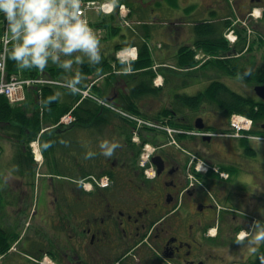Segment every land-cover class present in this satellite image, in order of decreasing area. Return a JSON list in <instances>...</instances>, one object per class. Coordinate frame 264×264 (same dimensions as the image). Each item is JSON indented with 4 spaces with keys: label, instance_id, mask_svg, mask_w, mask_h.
I'll list each match as a JSON object with an SVG mask.
<instances>
[{
    "label": "flooded vegetation",
    "instance_id": "flooded-vegetation-1",
    "mask_svg": "<svg viewBox=\"0 0 264 264\" xmlns=\"http://www.w3.org/2000/svg\"><path fill=\"white\" fill-rule=\"evenodd\" d=\"M208 3L217 14L209 20L215 27L214 39L225 38L230 28H264V0ZM177 30L169 27L167 38L172 40ZM179 45L183 48L188 43ZM228 47L212 54L217 76L210 83L251 99L258 110L264 99L256 88L264 86V76L249 81L227 70L236 64L252 66L249 56L264 48V40L256 44L247 39ZM257 67L264 68V64ZM246 68V74L258 71ZM212 100L197 107L163 105L151 114L163 113L154 118L157 127L142 130L138 140L135 127L119 118L72 128L71 132L81 128L93 132L86 154L96 155L70 163L66 175L55 177L51 168L25 166L30 168L22 173L27 181L0 184V264H264V243L252 251L251 233L247 240L240 239L249 222L242 209L252 203L264 206V173L257 167H244L245 153L236 150L232 157L236 147L224 137L229 116L221 111L217 96ZM208 105L216 118L214 124L207 123L200 112ZM199 119L204 122L202 130L197 128ZM168 125L177 131V145L163 130ZM103 139L119 140L121 146L113 156L100 154ZM145 139L155 148L152 162L157 157L160 164L154 171L141 162ZM224 146L229 155L221 154ZM192 158L202 159L210 168L218 165L219 172L189 167ZM223 167L228 169L226 178L220 177ZM36 176L37 181H32ZM104 176L108 177L105 185L95 181ZM213 227L217 229L214 237L210 234ZM46 256L50 263L43 260Z\"/></svg>",
    "mask_w": 264,
    "mask_h": 264
},
{
    "label": "trees",
    "instance_id": "trees-1",
    "mask_svg": "<svg viewBox=\"0 0 264 264\" xmlns=\"http://www.w3.org/2000/svg\"><path fill=\"white\" fill-rule=\"evenodd\" d=\"M172 6L178 7L177 0H170ZM105 27L110 29L113 34H119L120 27L115 25L105 24ZM150 26H143L139 28V35L135 36L134 39L128 43H119L115 46V52L127 47V46H138L139 56L138 59L132 61L130 66L116 59L115 56L110 58H102L99 63L93 64L88 61H84L80 64L79 71L84 75L87 80L81 79L82 87H87L89 82L95 78H99L102 75L109 74L107 76V85L111 87L113 82L119 81L121 79H126V86L128 87V92L126 94H121L119 97V104L125 109L134 112L136 114H142V110L138 107L137 101L142 98H147L149 96H157L160 94L162 88H157L154 85V79L157 73L153 70L155 63L152 51L148 46V32L147 30ZM214 26L209 22L200 23L195 27V32L198 35V39L195 42V47H183L180 49L178 57V66L185 70H194L199 66L200 61L196 59L197 52L203 50L207 54H214V51H220L221 48L229 49V42L221 36L219 39H214ZM239 34V42L245 41L246 37L245 31L237 29ZM4 34L3 28L0 29V48H1V38ZM260 40V39H259ZM214 43L218 44V48H214ZM12 47V44H11ZM11 49V48H10ZM216 61H209L202 65L203 68L212 64ZM8 73L9 75L20 73L24 78H38L42 75L49 76L51 78H60L69 74L68 70H64L56 64H50L43 70L39 68H22L16 61L11 59L10 50L7 58ZM201 68V67H200ZM228 69V68H227ZM131 71L130 74L117 75L116 71ZM228 74L245 76L249 81H258L260 77L264 76V68L259 69L256 72H251L246 74V71L242 66L236 64V67L229 68L227 70ZM72 79L68 77L67 80ZM89 79V81H88ZM226 86L220 83H210L208 87L197 96L188 95H178L176 104H185L187 107H197L207 102H212L213 97L217 96L220 104L221 111L224 112L231 118L233 115H243L253 120V126L250 131H247V135L254 136H264V130H258L260 122L264 121V106L259 107L257 110V104H255L251 99H246L240 94H235L230 91ZM39 89H32L29 98L32 95L37 96V100L33 101V107L26 110L27 104L31 105L28 100L27 103L21 105L13 106L5 96H0V131L10 132L13 136L14 141L21 142L24 145L31 143L35 140L38 134L42 130L43 124L47 122L48 118L52 119L54 123H58L60 118L66 114L73 105L80 99V96L76 93L67 90L73 97L71 103H62L57 95L55 87L52 86H37ZM39 90L41 93L39 94ZM103 91L98 85L94 86V92L98 95H103ZM53 97H56L53 99ZM44 110V120L42 122L41 111ZM77 117L78 124H92L94 120H111L117 115L112 114V112L99 107L94 101L90 99L84 100L79 107L74 111ZM163 113H158L155 116L146 115L150 118L157 119ZM165 114V113H164ZM145 116V115H144ZM230 132V131H229ZM57 139V138H56ZM57 142V140H56ZM149 140H143V145L148 143ZM26 154V162L29 166L33 165V154L31 150L24 151L21 149L20 153L17 155L16 160L21 156L20 162L23 163L22 156ZM24 164V163H23ZM223 170L227 168L223 167ZM106 175V174H102ZM101 175V176H102ZM263 251L258 253V258L262 259ZM262 255V256H261Z\"/></svg>",
    "mask_w": 264,
    "mask_h": 264
},
{
    "label": "clouds",
    "instance_id": "clouds-1",
    "mask_svg": "<svg viewBox=\"0 0 264 264\" xmlns=\"http://www.w3.org/2000/svg\"><path fill=\"white\" fill-rule=\"evenodd\" d=\"M0 24L12 43L11 59L22 68L43 70L53 63L69 70L74 61L83 64L85 56L93 64L102 59L100 37L82 14L81 0H0ZM80 85L79 74L62 83L73 93L80 91ZM120 146L119 140L103 139L100 154L111 157ZM250 232L248 242L256 251V245L264 243V221H255Z\"/></svg>",
    "mask_w": 264,
    "mask_h": 264
},
{
    "label": "rangeland",
    "instance_id": "rangeland-1",
    "mask_svg": "<svg viewBox=\"0 0 264 264\" xmlns=\"http://www.w3.org/2000/svg\"><path fill=\"white\" fill-rule=\"evenodd\" d=\"M201 1L200 2H198V1L194 2V4H195L194 7L200 8V11H202V14L200 16L203 17L204 14L206 13V11H209V15L207 18H213V19L217 18V14L214 12L215 7L212 6V3H208V1H210V0H204L205 6L203 5V3ZM136 3H134V5H136ZM150 9L152 10V8H150ZM210 10H211V13H210ZM177 14H179V13L176 12L175 14H168L165 19H167L170 23H173L172 21L175 20L176 16H179ZM182 14L188 20L194 21L195 19H198V18H196L197 16L194 15L193 13L185 14L182 11ZM90 18L93 21H97L99 19V15H97L95 12H92L90 14ZM251 27H252L251 28L252 31L254 32L251 40L254 41L256 44H258L260 40H264V28H262L260 26L259 27L258 26H256V27L251 26ZM1 28H2V24H0V29ZM186 29L187 28L182 27V29L179 28L177 30L176 36L174 38H172V40H170L171 42L174 43L173 45H179L181 42L189 43L193 39H195V33L193 31L188 32ZM123 32L127 34L128 30L122 29V33ZM124 39L125 38H123L121 36L110 37V38L108 37L105 44L111 45V43H116V42H118L120 40H124ZM159 40H161L163 43L164 42L168 43L167 41H165L163 36H160L158 34L153 35L149 39V43L152 45V47L154 46V49H156L157 47H155V46ZM103 41L104 40L102 38L101 45L103 44ZM156 50L161 51V49H156ZM197 54H200V56L204 55L205 59L209 55V54L205 53L203 50H199L197 52ZM75 55H82V54L74 53L73 56H75ZM249 58H250V61H252L253 65L250 67L248 66L247 68H246L247 65H245L243 67L249 71H254L256 69L259 70L260 67H257V66H261L262 64H264V48L263 49H256L253 52V55L249 56ZM84 61H88L86 56L84 57ZM209 61H211V59ZM50 64H53V63H49V65ZM80 64L81 63L74 61L72 68L68 70L69 74H67L66 76L73 78V76L79 74L80 78L82 80H84V81L87 80V78L84 75H82L79 71ZM255 65H257V66H255ZM213 70L214 69H212V67H210V65L206 66L205 68L201 67L200 69H197V70H188V71L172 70L169 68L164 69V71H161V74L163 72L165 74V75L162 74L165 78L164 84H163V88L165 89V92L162 93L161 95H159V97L145 98L147 105L143 106L142 114H144L146 116L149 114L151 115L152 111H153V113H156L157 110H159L161 108V106H158V103H157L158 100H159V103L161 100L162 101L166 100V104H171V103H174V101L178 100V98H177L178 95L194 96V95H197L200 91H204L208 87L210 82L212 80H214V78H216V76H217V74L214 73ZM62 78H65V76H63ZM83 78H85V79H83ZM167 79H168V82H167ZM88 81H89V79H88ZM120 81L125 83L126 79H124V80L121 79ZM251 93L253 94V91ZM254 95H255V93H254ZM201 108L202 109L200 112L203 111L202 114L205 115V119H206L207 123L214 124L215 123L214 120L216 118H215V116H213V113L210 110L211 107L208 105L207 107H201ZM224 127L226 129L230 128L229 120ZM257 129L260 130V125L257 127ZM79 131H80V129H77L76 131L69 132V134H67L65 136L67 139V143L65 145L61 146L60 148L58 146H52V145L48 144V140L51 138L50 136H48V134L44 137V142L47 145V150L49 152V159L51 162V165H49V166L52 167L51 171L54 173L55 177H58L60 175H66L65 169L69 166L70 163H74L75 161L77 163H80L82 160H85L84 158L87 157L86 151L90 147L89 144H90V141L93 140L94 134L91 130H89L87 128L81 130V132L83 133L82 135L79 134L80 133ZM227 139L231 141L230 138H227ZM11 148H12V146H11ZM238 148H241L242 152L247 154V148H249V147H248V145L241 146L238 143L237 149ZM8 150H9V152H8L9 156H6V154H5L4 157L0 158V168H1V166L4 168V169H0V170L1 171L5 170L8 173H12L13 172L12 167H13L14 163H13V158L10 157L11 150L7 149V151ZM227 150H228L227 146H224L222 148V150H220L221 154L222 155H229ZM235 152H236V148H234L232 157L235 156V154H236ZM246 154H244V155H246ZM257 162H258V165L257 164L252 165L251 160H249V162L248 161L244 162V167H246L248 169H252L253 167L259 166L260 168L259 167L258 168L264 173V156H261L260 154H258ZM247 190L251 191V188H249ZM245 211H247L249 214L252 213L248 209L247 210L245 209ZM258 220L264 221V218L259 217ZM251 221L252 220L250 219V222ZM249 225H251V223L247 222L248 227H249Z\"/></svg>",
    "mask_w": 264,
    "mask_h": 264
},
{
    "label": "crops",
    "instance_id": "crops-1",
    "mask_svg": "<svg viewBox=\"0 0 264 264\" xmlns=\"http://www.w3.org/2000/svg\"><path fill=\"white\" fill-rule=\"evenodd\" d=\"M195 1L200 2L201 0H179V3L181 5L180 8L178 9V11L177 10L173 11L174 9L173 10L169 9V5L166 4L164 2V0H151L149 3L146 1L143 3L140 0H136L137 3L135 2L136 5H134V6H135V8H137V12H135L134 18L140 19V17H142V16L147 17V19L150 20V22H152V24L154 25L153 27H150L147 30L149 37H152L153 35L158 34L160 36H163L165 41L169 42L167 40V36H166L167 30L169 28L168 25L165 24V22H167V19H165L166 16L168 14H175L176 12H178L179 14H177V15H179V16H176V18H175L176 22H174V26H177V27L182 26L184 28H188L190 31H193V29H194L193 26L195 25V22L193 20L186 19L183 16L182 11L185 14L193 13L196 16L202 14V11H200V8L194 7ZM150 8H152V10ZM208 15H209V12L206 11L204 16L201 18L210 19V18H207ZM104 34H105L106 39L103 41V44L101 45L102 58H108V57L110 58V56H112L114 53L115 46L117 44H119V42L121 40L116 42V43H111V45H106L105 42H106L108 37L109 38L110 37H118V36L122 37V34L121 35L113 34L112 32H110V30L108 28H104ZM123 34H126V33L123 32ZM127 36L128 35L126 34V39L129 38V40H130V37L129 36L127 37ZM194 40L195 39H193L191 42H189L188 45H190ZM158 43L162 44V47L156 48V49H161V51L154 49L153 56H154L155 63L159 64V65H165L166 64V65L171 66L173 70H176L179 52H180L182 45H173L172 42H170V43L164 42L163 43L161 40H159L157 42V44ZM162 71H164V70H162ZM162 74H164V73H162ZM83 79H85V78H83ZM98 86L102 90L104 89L105 92L109 91L111 94H113L115 101L117 100L118 102H119L120 95L126 94L128 92V87H126V85L121 81L114 83L112 85V87H108L106 80H104V78H103L98 82ZM56 92H57V94L59 93L58 96L60 98L59 99L60 102H62L64 104H66V103L69 104L73 101V97L70 93L65 92L63 90H56ZM161 92L164 93L165 89H162ZM157 97H159V96H157ZM36 98H37V96L35 94L30 96L29 101L31 102V105L27 104L26 110H29L30 108L33 107V105H32L33 101H37V102L39 101ZM39 103H40V101H39ZM157 103H158V106L162 107L163 105L166 104V100H164V101L161 100L160 103L158 100ZM146 105L147 104H146V101L144 98L139 100V106L141 108H143V106H146ZM41 118H42V122H43L44 114L41 115ZM52 121H53L52 119L48 118L47 122H45V125L42 126V129H43L42 131L46 130L47 133H45V136L48 133L50 135L52 134V137H51L52 140H54L55 138H62V139H60V141L62 140L61 141L62 145L66 144L65 141L67 139L65 136L67 134H69V132H71V129L72 128H74V129L78 128V126H79V125H73L70 128H62V129L59 128V129H57V128H55L56 123H54ZM79 128H81V127H79ZM81 130H82V128L79 131L80 135L83 134L81 132ZM11 133H12V131H10V132L0 131V148L2 150V155L0 158L4 157L5 154H6V156H9L8 155L9 150L7 151V149H10L11 150L10 157L13 158V163H14L13 167H12L13 168L12 173H8L5 170H2V171L0 170V184L20 183L23 181H27L22 177V173L24 172L23 169H30V168H24L23 167V163H21L19 161L21 156L19 157V159L16 160L17 155L20 153V150L23 148V146L18 141L16 143L13 142L14 140L11 139L13 137L12 135H10ZM48 143L52 144V141L48 140ZM235 143L238 144V143H242V142H240L236 138ZM10 145L12 146V148ZM60 145H61V143H60ZM245 145H248V147L251 149V150L247 151V154L245 153L246 154L245 155L246 156L245 162H247V161L249 162V160H251L252 165H256V164L258 165V162H257L258 154H260L261 156H264V140L257 139V138H248V139H245ZM236 150L242 152L241 148H238ZM42 153L48 154L47 148L43 144H42ZM22 158L25 159L26 156L23 155ZM49 165H51L49 156L44 155L42 168H44V167L52 168ZM26 166L28 167V164H26ZM0 169H4V168L1 166ZM33 180H34V178H33ZM263 183H264V181H263ZM247 189H249V188H247ZM246 191H248V192L252 191L253 192L252 188H251V191L250 190H246ZM242 210L245 211V209H242ZM248 210H250L252 212V213L250 212L251 215H255V216H259V217L264 215V206H261V205H255L254 206V204L252 203V204H250V207L248 208Z\"/></svg>",
    "mask_w": 264,
    "mask_h": 264
},
{
    "label": "built area",
    "instance_id": "built-area-1",
    "mask_svg": "<svg viewBox=\"0 0 264 264\" xmlns=\"http://www.w3.org/2000/svg\"><path fill=\"white\" fill-rule=\"evenodd\" d=\"M114 9H115V5L112 2L81 0V12L85 16V18L88 20L89 23H90L89 14L91 12L95 11V12L109 13V12L114 11ZM128 13H129V9L126 8V6L123 5L120 7V14L123 17L125 24L130 26V22L126 19L128 16ZM229 38L232 41H235L237 39V36L235 35L233 31H231L229 34ZM2 42H3V48L0 51V76H1L0 95H5L12 103H19L26 99L25 89L27 86L35 85V84H43V83L62 86L63 82H60V81L46 80V79H36V80L22 79L18 75H14L10 79H7V53H8L11 43L8 39L6 31L4 33ZM118 57L121 58L123 61H129L130 59H135L137 57V48L124 50L119 53ZM156 84L159 85L160 83L156 82ZM77 93L81 94L83 99L91 98L97 101L98 103L112 109L113 111L117 112L124 118L137 124L138 128L152 127L155 125L152 121L138 117L134 114H131L127 111H124L118 107H115L103 101L102 99L94 95L90 91V89L83 90L80 88V91ZM236 120L241 121V124H238ZM74 121H75V116L73 112H69L62 118L61 123L65 125H70ZM233 121H234V124L239 129L244 128L246 124L248 125L251 124V121H249L246 118L240 117V116L234 117ZM143 158H144V161H146L149 158V155L146 154L143 156ZM106 180H107L106 178L102 179V183L104 184Z\"/></svg>",
    "mask_w": 264,
    "mask_h": 264
},
{
    "label": "water",
    "instance_id": "water-1",
    "mask_svg": "<svg viewBox=\"0 0 264 264\" xmlns=\"http://www.w3.org/2000/svg\"><path fill=\"white\" fill-rule=\"evenodd\" d=\"M257 94L259 97L264 99V86H258L256 88ZM197 128L198 129H203L204 128V122L202 119H199L197 122ZM262 129H264V123L262 124ZM153 163L155 166L160 167L159 162L157 161V157L153 159Z\"/></svg>",
    "mask_w": 264,
    "mask_h": 264
},
{
    "label": "bare ground",
    "instance_id": "bare-ground-1",
    "mask_svg": "<svg viewBox=\"0 0 264 264\" xmlns=\"http://www.w3.org/2000/svg\"><path fill=\"white\" fill-rule=\"evenodd\" d=\"M237 122H238V124H241V121H238V120H236Z\"/></svg>",
    "mask_w": 264,
    "mask_h": 264
}]
</instances>
